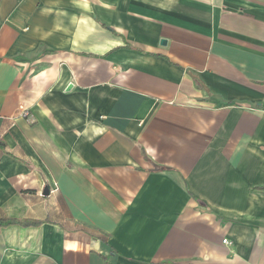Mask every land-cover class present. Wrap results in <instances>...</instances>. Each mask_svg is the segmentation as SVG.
Returning a JSON list of instances; mask_svg holds the SVG:
<instances>
[{
	"label": "crops",
	"instance_id": "crops-1",
	"mask_svg": "<svg viewBox=\"0 0 264 264\" xmlns=\"http://www.w3.org/2000/svg\"><path fill=\"white\" fill-rule=\"evenodd\" d=\"M0 143V264H264V0H0Z\"/></svg>",
	"mask_w": 264,
	"mask_h": 264
},
{
	"label": "trees",
	"instance_id": "trees-1",
	"mask_svg": "<svg viewBox=\"0 0 264 264\" xmlns=\"http://www.w3.org/2000/svg\"><path fill=\"white\" fill-rule=\"evenodd\" d=\"M0 147L3 145L0 143ZM13 225H20V226H36L38 225L37 222H28V221H20L11 218L0 217V231L4 228H8Z\"/></svg>",
	"mask_w": 264,
	"mask_h": 264
},
{
	"label": "built area",
	"instance_id": "built-area-1",
	"mask_svg": "<svg viewBox=\"0 0 264 264\" xmlns=\"http://www.w3.org/2000/svg\"><path fill=\"white\" fill-rule=\"evenodd\" d=\"M23 111H24V110H23ZM24 116H28V113L25 112V113H24ZM223 242H224V244H229L228 240H224Z\"/></svg>",
	"mask_w": 264,
	"mask_h": 264
},
{
	"label": "water",
	"instance_id": "water-1",
	"mask_svg": "<svg viewBox=\"0 0 264 264\" xmlns=\"http://www.w3.org/2000/svg\"><path fill=\"white\" fill-rule=\"evenodd\" d=\"M162 43L165 44L166 41L164 40ZM72 87H73V85H70V86L68 87V90L72 89Z\"/></svg>",
	"mask_w": 264,
	"mask_h": 264
}]
</instances>
